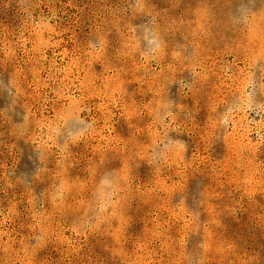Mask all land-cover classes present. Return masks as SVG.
Listing matches in <instances>:
<instances>
[{"label":"rangeland","instance_id":"1","mask_svg":"<svg viewBox=\"0 0 264 264\" xmlns=\"http://www.w3.org/2000/svg\"><path fill=\"white\" fill-rule=\"evenodd\" d=\"M0 264H264V0H0Z\"/></svg>","mask_w":264,"mask_h":264}]
</instances>
